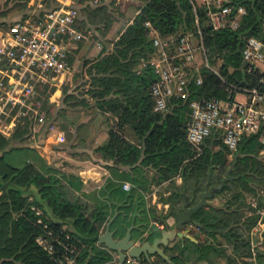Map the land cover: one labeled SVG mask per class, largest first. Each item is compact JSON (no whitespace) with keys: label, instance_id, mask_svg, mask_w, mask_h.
I'll return each instance as SVG.
<instances>
[{"label":"trees","instance_id":"1","mask_svg":"<svg viewBox=\"0 0 264 264\" xmlns=\"http://www.w3.org/2000/svg\"><path fill=\"white\" fill-rule=\"evenodd\" d=\"M42 1L46 3L45 7L53 3ZM110 2L81 8L76 19L78 28L81 17L88 18L89 23L102 21V17L108 15ZM198 14L209 61L212 64L220 59L218 72L222 78L213 70L201 67L202 81L195 82L194 72L187 85L186 97H172L164 111L153 110L150 87L156 73L149 59L155 48L144 22L149 21L162 37L194 31L196 24L190 0H148L111 44L102 46L100 53L84 64L85 95L111 116L116 129L125 132L128 139L118 140L120 136L111 129L109 140L100 147L105 159L124 166H133L140 160L138 164L154 168L158 181L175 175L182 177L180 184L171 182L172 188L166 199L170 206L168 215L176 216L184 204L195 205L201 193L213 189L206 204L192 214L193 220L199 223L195 225L197 229L210 239L194 242L185 238V242L178 244V256L193 246L197 256L208 264H218L214 259L223 258H226V264H250L243 260L250 249L246 233L256 219L244 216L241 206L234 205L233 201L239 198L241 188L253 194L264 188V160L257 156L264 148L256 135L248 134L243 135L237 148L230 151L218 132L195 147L186 139V126L190 118V99L225 98L228 84L248 87L256 84L259 73L246 70L241 51L246 35H255L264 41V0H249L247 13L234 30L212 31L201 8ZM97 16L101 19L96 20ZM76 47L75 44L68 52L70 66V54ZM85 100L88 102L86 98L81 102ZM13 133L0 132V150L15 136L16 132ZM215 145L219 146L218 150H213ZM201 146H204L202 152L196 153ZM226 154L233 157L227 171L222 173ZM0 185V264H56L54 256L36 242L37 235L46 229L44 224L54 229L66 225L64 232L78 248L77 264H114L111 250L98 244L99 228L106 220L105 211L98 208L92 216L87 215L59 176L44 173L30 161L15 165L0 153ZM227 191L230 193L226 196ZM216 195H222L226 200L213 204L209 200ZM177 204H181L180 209L174 208ZM36 209L40 214L35 212ZM127 209L129 207L118 208L116 215H112L115 217L110 229L120 238L136 223L135 219L127 217ZM46 213H50L51 218ZM168 215L160 217L163 226L153 232L154 238L168 227ZM176 257L168 255L169 260H166L159 256L161 264H173ZM257 260L264 262V248L258 250Z\"/></svg>","mask_w":264,"mask_h":264},{"label":"built area","instance_id":"2","mask_svg":"<svg viewBox=\"0 0 264 264\" xmlns=\"http://www.w3.org/2000/svg\"><path fill=\"white\" fill-rule=\"evenodd\" d=\"M53 3L42 10V17L34 19L36 9L43 7L42 0H27L33 10L23 13L0 26V132L11 133L15 124L13 112L18 116L31 110L38 119L43 115L39 106H30L28 99L36 93V86L63 81L70 74L68 52L84 38L76 19L80 9L95 7L110 1L120 0H51ZM195 13L194 31L179 32L162 37L156 28L145 21L147 35L155 48L149 64L156 73V79L150 90L153 98V110L164 111L172 97H186L187 85L195 72V82L201 83V67L219 72L209 61L205 46L198 9L201 8L205 20L212 31L236 29L247 13L249 0H190ZM25 14V15H24ZM98 45L99 42H98ZM242 59L246 70H257L256 84L235 86L228 84L225 98L196 97L189 100L190 118L186 126V139L195 147L214 132H218L223 144L233 151L243 135H256L264 148V41L255 35L243 37ZM199 56V59L196 57ZM220 76V75H219ZM221 77V76H220ZM222 78V77H221ZM242 96V98H239ZM23 107L26 109L23 110ZM20 117V116H19ZM37 117V116H36ZM63 131L57 132V141H64ZM129 183L123 188L128 189ZM33 208V207H32ZM40 214L39 210H35ZM264 215V209L260 210ZM38 222L41 219L38 218ZM262 222V223H261ZM261 229L252 230L248 261L259 264L258 250L262 248L264 221H258ZM162 228V224H157ZM36 242L54 256L56 264H77L78 248L70 241V235L64 232L66 225L54 229L47 224ZM257 232V237L254 233ZM135 243V242H134ZM136 244V243H135ZM112 251V250H111ZM116 262L118 253L116 251ZM122 264H152L151 258L126 255Z\"/></svg>","mask_w":264,"mask_h":264},{"label":"rangeland","instance_id":"3","mask_svg":"<svg viewBox=\"0 0 264 264\" xmlns=\"http://www.w3.org/2000/svg\"><path fill=\"white\" fill-rule=\"evenodd\" d=\"M147 1H112L107 8L108 15L102 17V21L97 23H89L88 18H80L79 27L84 30L85 35L82 41L76 43L75 52L70 54L72 56L70 74L65 76L63 81L56 80V84L50 82L36 86L38 94L30 97L28 102L30 106L40 107V112L43 115L42 120L38 119L39 114L36 115L31 110L24 115L20 114V117L13 112L15 124L11 128V134L16 132L15 136L4 149L0 150V153L5 154L6 159L15 165L28 161V156L38 154V150H41L44 155L40 156L41 160L37 167L44 173H53L59 176L69 192L72 193L71 197H76L87 215L92 216L98 208L105 211L106 220L99 228L100 233L104 231L107 221L112 218L118 208L123 210L129 207L127 217L136 220V223L130 226L132 227L131 239L138 245L144 241L151 242L160 237L163 231L172 229L174 223L170 224L167 220L171 218L174 222L175 216L168 215L170 206L166 199L172 188L171 182L175 181L180 184L182 177L175 175L164 181H158L154 168L138 164L140 160L133 166H124L114 164L113 161L104 158L100 147L109 140L111 129H115L120 136L118 140L120 138L128 139L124 136L125 132L122 133L116 129L111 116L97 108L95 100H91L85 95L86 77L83 74V66L100 53L102 46L111 44ZM45 4L43 2V7L36 9L32 16L34 19L42 17L41 12ZM33 8L34 6L27 5V0H0V26L18 18V16H23L24 12H31ZM95 19L99 20L101 16H97ZM196 57L199 59L198 55ZM220 62V59H216L215 63L210 64L218 70ZM83 98H86L88 102L85 100V104L82 103ZM24 109L26 107H23ZM58 131L64 132L65 140L62 142L57 141ZM203 147L196 149V153L202 152ZM212 148L218 150L219 146L215 145ZM47 153L49 157L46 155ZM257 156L264 160V151L257 153ZM232 157L233 155H225L221 166L222 173L227 171ZM99 160L108 162L110 165L107 164V167L110 169H121L124 175L129 174L131 183H127L130 184V187L124 189L123 184L126 182L115 181L111 178L102 182L97 177L86 176L89 172L87 170L91 169L89 168L90 164H103ZM106 185L113 187L107 191L105 190ZM120 188L122 193L115 191ZM32 190L34 191L33 187H31ZM229 193L227 191L226 196ZM220 197L222 202L226 200L224 196L220 195ZM217 199L219 201L218 197ZM233 202L234 205L241 206L244 216L256 219L249 233H246L251 242L252 230L255 227L257 231L261 229L262 226L258 224V221H264V215L260 213V210L264 209V188L257 189V194L241 188L239 198H235ZM180 207L181 204H177L174 208L180 209ZM164 214L168 215L166 217L168 227H165L160 235L154 238L152 234L157 231V224H161L160 217ZM46 215L51 218L50 213H46ZM184 230L199 241L210 239L192 223L185 224ZM114 238L119 239L120 237L114 235ZM184 239L174 236L166 244H160V247L163 248V252L167 256L177 255L173 264H205L198 258L193 246L186 248L183 255L178 256V244L185 242ZM217 242V240H213L214 244H218ZM98 244L106 247L103 243ZM219 247L223 248L222 245ZM111 252L115 264L116 255L114 251ZM149 256L152 264L162 263L159 254L154 253ZM243 260L248 261L246 257ZM214 261L224 264L223 259H214ZM206 264H208L207 261Z\"/></svg>","mask_w":264,"mask_h":264},{"label":"water","instance_id":"4","mask_svg":"<svg viewBox=\"0 0 264 264\" xmlns=\"http://www.w3.org/2000/svg\"><path fill=\"white\" fill-rule=\"evenodd\" d=\"M212 188L206 189L203 193L200 194L199 201L193 206H187L184 204L182 210L179 214L175 216V221L172 229L170 231H163L161 236L155 238L153 241H144L141 244H135L131 239V229L129 227L122 238H114V233L110 229L111 222L113 221L115 215L110 218L104 231L99 234L98 243H103L106 247L112 251L118 253V261L116 264H122L123 259L126 255V251L133 256H140L141 254L149 257L150 254L157 253L162 258L169 260L168 256L164 254L163 248L160 247V244H166L169 239H172L174 236H177L181 239L189 238L194 242H198L195 237L190 235L186 230H184V225L187 223H192L194 225H199V223L192 218V214L196 212L201 206L206 204V199L212 195Z\"/></svg>","mask_w":264,"mask_h":264},{"label":"crops","instance_id":"5","mask_svg":"<svg viewBox=\"0 0 264 264\" xmlns=\"http://www.w3.org/2000/svg\"><path fill=\"white\" fill-rule=\"evenodd\" d=\"M38 154H35V155H33V156H28L29 158L27 159L28 161H31V162H33V163H35L36 164V166L38 165V162H40V160H41V158H40V156L41 155H44V154H42V151L41 150H38ZM48 157H49V154L47 153L46 154ZM100 162H102L103 164H101V163H95V164H93V165H91L90 164V166H89V168H91L90 170H87V171H89L88 172V174L86 175V176H92V177H97L98 179H100V180H102V182L104 181V180H108V179H114L115 181H122V182H130L131 183V181H130V175L129 174H123V172H121V169H117V168H108L107 167V164H109L108 162H104V161H101V160H99ZM48 163H49V160H48ZM87 163V162H86ZM110 165V164H109ZM101 183V182H100ZM113 186L112 185H106L105 186V190H110L111 188H112ZM122 188V187H121ZM121 188L120 189H118V190H116L115 189V191L116 192H121L122 193V190H121ZM114 191V192H115ZM88 196V195H87ZM217 197L219 198V201H218V199H217ZM220 196H218V195H216V196H214V197H212L209 201L210 202H212L213 204H220V203H222V200H220ZM116 214V213H115ZM168 221V223H174L172 220H171V218L170 219H168L167 220ZM257 235H258V233L257 232H255L254 233V236H256L257 237ZM261 235H262V238H263V240H262V248H264V232L262 231V233H261ZM198 242H199V240H197ZM248 257V256H247ZM247 257H246V259H247ZM199 258V257H198ZM202 262H205V264H206V261L205 260H203V259H201V258H199ZM223 262H224V264H226V258H223ZM251 262V261H250ZM262 264V263H261Z\"/></svg>","mask_w":264,"mask_h":264}]
</instances>
